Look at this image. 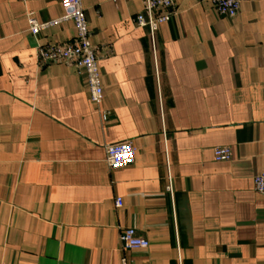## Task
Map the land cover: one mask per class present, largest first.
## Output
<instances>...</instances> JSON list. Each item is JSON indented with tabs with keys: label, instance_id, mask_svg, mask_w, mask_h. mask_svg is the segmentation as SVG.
I'll list each match as a JSON object with an SVG mask.
<instances>
[{
	"label": "crops",
	"instance_id": "obj_1",
	"mask_svg": "<svg viewBox=\"0 0 264 264\" xmlns=\"http://www.w3.org/2000/svg\"><path fill=\"white\" fill-rule=\"evenodd\" d=\"M83 6L99 107L83 68L39 61L40 44L75 41L72 21L29 30L61 0H0V264H264V0L234 18L176 0L154 40L135 23L144 0ZM122 141L136 158L113 169ZM129 227L147 249L123 247Z\"/></svg>",
	"mask_w": 264,
	"mask_h": 264
},
{
	"label": "built area",
	"instance_id": "obj_2",
	"mask_svg": "<svg viewBox=\"0 0 264 264\" xmlns=\"http://www.w3.org/2000/svg\"><path fill=\"white\" fill-rule=\"evenodd\" d=\"M214 8L221 16L234 18L241 9L243 0H211ZM64 8L63 16L47 22H40L37 18L29 17L30 32L37 36L42 30L64 21H72L76 28V38L73 43L50 42L38 46V57L42 64L59 62L71 63L77 68L85 70L90 90L91 101L100 106L103 101V85L99 70L100 48L92 43L88 17L83 6V0H61ZM176 14V0H144V8L135 18L139 27L148 29L152 40L160 26L169 21ZM108 111H102V117L107 120ZM137 149L130 141L109 144L106 147V161L113 168H121L132 164L136 158ZM233 157L229 146H216L214 158L216 161L230 160ZM254 187L264 194V172L254 176ZM170 188V187H169ZM117 208L123 205V199L115 201ZM121 243L125 249H147L150 241L141 236L134 227L125 228L121 232ZM122 264H129L127 257L122 258Z\"/></svg>",
	"mask_w": 264,
	"mask_h": 264
}]
</instances>
